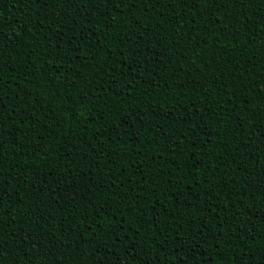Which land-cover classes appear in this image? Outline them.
<instances>
[{
    "label": "trees",
    "instance_id": "1",
    "mask_svg": "<svg viewBox=\"0 0 264 264\" xmlns=\"http://www.w3.org/2000/svg\"><path fill=\"white\" fill-rule=\"evenodd\" d=\"M0 264H264V0H0Z\"/></svg>",
    "mask_w": 264,
    "mask_h": 264
}]
</instances>
